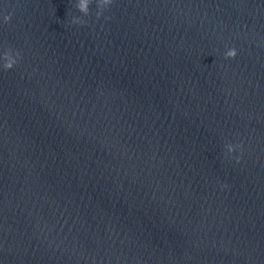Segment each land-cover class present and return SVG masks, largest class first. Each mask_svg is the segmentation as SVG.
<instances>
[{"label": "water", "instance_id": "water-1", "mask_svg": "<svg viewBox=\"0 0 264 264\" xmlns=\"http://www.w3.org/2000/svg\"><path fill=\"white\" fill-rule=\"evenodd\" d=\"M77 2L0 0V264H264V0Z\"/></svg>", "mask_w": 264, "mask_h": 264}, {"label": "clouds", "instance_id": "clouds-1", "mask_svg": "<svg viewBox=\"0 0 264 264\" xmlns=\"http://www.w3.org/2000/svg\"><path fill=\"white\" fill-rule=\"evenodd\" d=\"M97 7L99 8L102 4L103 5H111L113 3V0H95ZM93 3V0H78L76 4V8L80 13H83L85 16L89 15L90 11V4ZM102 15L100 11H97L96 16L99 18ZM11 20V14L4 16V23H8ZM72 24L75 25H83L85 21L78 17H73ZM237 55V52L234 48L229 49L226 54L225 58H234ZM20 57V54L17 53L16 57H13L11 54L6 53L4 56V64L3 68L4 70H10L12 69L17 63L18 59ZM239 147V146H237ZM234 149L232 147H229V151H233ZM237 162H239V159H237Z\"/></svg>", "mask_w": 264, "mask_h": 264}]
</instances>
